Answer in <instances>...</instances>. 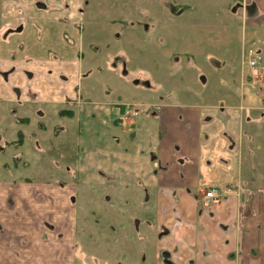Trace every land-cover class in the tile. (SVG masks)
Returning a JSON list of instances; mask_svg holds the SVG:
<instances>
[{
    "label": "crops",
    "instance_id": "obj_1",
    "mask_svg": "<svg viewBox=\"0 0 264 264\" xmlns=\"http://www.w3.org/2000/svg\"><path fill=\"white\" fill-rule=\"evenodd\" d=\"M80 2L0 0V264H118L125 244L143 239L152 261L142 264H160L163 251L162 264H264V0H242L240 37L261 63H243L241 47L221 100L138 103L133 115L123 113L131 103L82 94ZM16 131L22 145L7 146ZM22 148L25 166H8ZM37 153L64 177L21 173ZM209 188L220 191L212 202L203 197ZM82 192H91L88 203L76 200ZM143 202L129 230L126 205ZM92 208L106 216L108 251L88 237Z\"/></svg>",
    "mask_w": 264,
    "mask_h": 264
},
{
    "label": "rangeland",
    "instance_id": "obj_2",
    "mask_svg": "<svg viewBox=\"0 0 264 264\" xmlns=\"http://www.w3.org/2000/svg\"><path fill=\"white\" fill-rule=\"evenodd\" d=\"M83 1L80 6L82 15H79L82 42L80 77L82 94L88 95L90 100L125 101L131 103L129 107L132 104V107H137L140 103L143 104V110L150 108L153 103L170 99L194 103H204L207 98L221 100L220 92L225 88V83L228 84L226 76H235L234 58L243 49L240 54L245 55L247 46H250L249 43L243 45L240 42L242 20L246 15V12L243 13L245 8L242 0ZM247 29L245 24L244 30ZM222 62H226L227 67L222 68ZM204 94L209 95L204 97ZM81 133L83 139L90 136L83 125ZM12 138L15 139V135ZM86 148L82 144L81 155ZM19 150L22 155L12 152V160L7 156L8 166H25L21 159H25V149ZM36 156L39 159L36 165L28 161L30 168L19 169L27 178L37 181L45 175L64 177L60 174L66 172L56 169L57 161L46 160L43 153H37ZM31 158L36 157L32 154ZM45 160L49 167H40L41 164L45 165ZM84 162L86 160L81 164L86 168ZM38 169L50 172H33ZM100 173L108 175V172ZM81 174L89 178L88 172L77 173ZM73 182H76L74 177ZM102 192H98L99 200ZM90 193L82 192L76 198L77 201L88 203ZM107 194L116 198L109 191ZM117 204L115 200L113 205ZM127 205L126 209H131L127 215L131 230L135 213L139 207L144 208L145 203ZM92 210L96 218L106 219L96 208ZM108 223L111 221L108 220ZM148 223L150 221L143 211L141 226H147ZM97 235L93 245L101 247L105 244L108 251L107 243L102 241V236ZM119 257L122 263H142L144 258L148 262L152 261L150 240L143 239L141 245L136 242L135 246L126 243ZM78 260L83 261L81 256Z\"/></svg>",
    "mask_w": 264,
    "mask_h": 264
},
{
    "label": "flooded vegetation",
    "instance_id": "obj_3",
    "mask_svg": "<svg viewBox=\"0 0 264 264\" xmlns=\"http://www.w3.org/2000/svg\"><path fill=\"white\" fill-rule=\"evenodd\" d=\"M62 2V1H61ZM83 0H81V2H80V5H79V7H78V14L79 15H82L81 14V9H80V6H81V4H83ZM63 4L64 5H66V3L65 2H63ZM26 70V69H25ZM27 87V85H25V94H26V92L29 90V89H27L26 88ZM130 105H128L125 109V111L123 112L124 114H135L136 113V111L133 109V107L131 106V107H129ZM17 122H19V123H25V120L24 121H17ZM27 122V121H26ZM18 134H21V137H22V141H21V144L20 145H15V141H17V138H18ZM15 139L12 141V142H9V143H6V145L8 146V145H11V146H14V147H20L21 145H22V143H23V134H22V132L21 131H16L15 132ZM68 174H71V176L73 177L75 174L73 173V172H67ZM100 196V195H99ZM105 197V196H104ZM104 197L103 196H100V202H106L107 201V197H105V199H104ZM90 199V198H89ZM72 200L73 201H75V197H73L72 198ZM77 200V199H76ZM91 214L93 215V217L95 218V214H94V211L91 209ZM100 221H101V223H100ZM96 225H97V227L93 230V231H90L89 233H88V237H89V239H90V241H92V243H95V239L98 237V235H97V233L100 235V236H102L103 235V230H104V228L103 227H105L104 226V223L105 222H103V220H100V219H98V218H96ZM85 233V232H84ZM95 246V245H94ZM96 248H100V246H97ZM158 259H159V263L160 264H162V263H167L168 262V259H169V253L167 252V251H163V252H161L160 254H159V257H158ZM89 261H93V260H89ZM96 261H99V260H96ZM118 261H119V263L118 264H121L122 262L120 261V258L118 259ZM127 262V261H126ZM123 264V263H122ZM138 264H142V263H138Z\"/></svg>",
    "mask_w": 264,
    "mask_h": 264
},
{
    "label": "built area",
    "instance_id": "obj_4",
    "mask_svg": "<svg viewBox=\"0 0 264 264\" xmlns=\"http://www.w3.org/2000/svg\"><path fill=\"white\" fill-rule=\"evenodd\" d=\"M247 56L249 57L248 64L250 66H254L260 60V57L258 56L257 52L252 49H249L247 51ZM217 197H218V194L213 189L208 190L204 195V198L207 201H213Z\"/></svg>",
    "mask_w": 264,
    "mask_h": 264
},
{
    "label": "trees",
    "instance_id": "obj_5",
    "mask_svg": "<svg viewBox=\"0 0 264 264\" xmlns=\"http://www.w3.org/2000/svg\"><path fill=\"white\" fill-rule=\"evenodd\" d=\"M21 141H22V137H21V134H18V138H17V141H15V145H20L21 144ZM249 211H247V214H248ZM249 214H251V212H249Z\"/></svg>",
    "mask_w": 264,
    "mask_h": 264
}]
</instances>
